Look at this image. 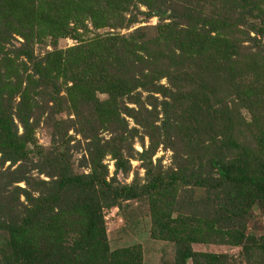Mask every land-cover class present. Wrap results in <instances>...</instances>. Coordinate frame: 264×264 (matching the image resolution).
Returning a JSON list of instances; mask_svg holds the SVG:
<instances>
[{"label": "trees", "instance_id": "trees-1", "mask_svg": "<svg viewBox=\"0 0 264 264\" xmlns=\"http://www.w3.org/2000/svg\"><path fill=\"white\" fill-rule=\"evenodd\" d=\"M113 207L173 246L161 264H228L192 247L215 243L264 264L247 226L264 212V0H0V264H143L139 244L109 249Z\"/></svg>", "mask_w": 264, "mask_h": 264}, {"label": "rangeland", "instance_id": "rangeland-1", "mask_svg": "<svg viewBox=\"0 0 264 264\" xmlns=\"http://www.w3.org/2000/svg\"><path fill=\"white\" fill-rule=\"evenodd\" d=\"M141 10H145L141 7ZM157 22V18H149L142 24H135L129 30H120V32L127 33L138 25H154ZM71 26L73 24H70ZM89 31L86 33L83 30H79L78 32L82 34V39L86 37L93 36L95 34V30L91 27V25L87 24ZM99 32H103V30H99ZM77 39H74L72 36H67L64 39L58 41V47L67 48L77 44ZM38 49L35 47V52ZM72 134V131L69 132ZM104 137H108L109 135L104 132L102 134ZM35 139L37 143L41 146L47 147L50 143V132L44 125H40L39 128L35 131ZM145 145H148V140L144 139ZM134 147L136 150H140V146L137 142H135ZM172 152L169 149H164L161 146L157 149L153 160L161 157L162 164L167 166L170 163ZM79 158L78 153L74 154L72 159L74 161V166L76 168V162ZM104 163L107 164L108 171L110 175L113 172V161L108 156L105 158ZM8 163L4 164L1 169L7 168ZM81 171V169H78ZM42 177V176H41ZM44 178V177H43ZM144 178V170L140 168L139 162L131 161V172L127 176L125 180L127 183H130L134 179L139 180L141 182ZM19 186L23 187V183H20ZM21 201L23 198L20 199ZM140 204L138 202H131V208H137ZM103 217L106 228V238L108 241L109 249H117L125 246L139 244L141 246L143 264H161V262L165 261L170 263L173 260L174 256V248L172 245L167 244L164 241H156L149 236V219L145 217H139L138 225H133V223H126V221L120 215L118 208L113 207L111 209H105L103 211ZM248 231L254 233L256 236H264V212L255 207L251 211V217L248 221ZM193 250L196 252H208L215 254H225L228 256V264H247L243 255L241 254V247L238 246H230L227 244H194L192 245Z\"/></svg>", "mask_w": 264, "mask_h": 264}]
</instances>
